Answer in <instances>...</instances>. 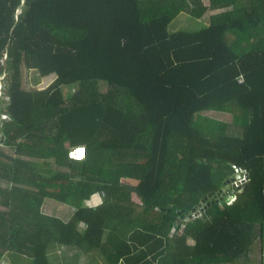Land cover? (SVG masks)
<instances>
[{
  "label": "trees",
  "instance_id": "16d2710c",
  "mask_svg": "<svg viewBox=\"0 0 264 264\" xmlns=\"http://www.w3.org/2000/svg\"><path fill=\"white\" fill-rule=\"evenodd\" d=\"M208 1L0 0V260L54 264L60 247L67 264H250L264 0ZM208 9L223 10L169 30ZM45 198L74 208L47 213Z\"/></svg>",
  "mask_w": 264,
  "mask_h": 264
},
{
  "label": "rangeland",
  "instance_id": "374dc122",
  "mask_svg": "<svg viewBox=\"0 0 264 264\" xmlns=\"http://www.w3.org/2000/svg\"><path fill=\"white\" fill-rule=\"evenodd\" d=\"M204 2L206 4L209 3L208 0H204ZM221 10H223V9H216V10L208 9L204 13V15L201 16L200 18H196V17L192 16L187 11H180L176 15V17H174L173 20L169 23L168 28H169L170 31H175V30H177L179 28H187V29L200 28L201 26H203L201 23L209 22L211 14H213L215 12H218V11H221ZM26 74H27L26 79L28 81V85L29 86L37 85V84L40 83L41 78L39 77L38 73L34 69H28ZM97 88L100 91H106L107 90L106 82L97 81ZM75 89H77V87L73 88L72 86H67V85L63 86V90H65L66 92H70V90L75 91ZM211 115H213L212 117L216 118V119H221V120H230L231 119L230 114H227L225 112H212ZM1 116H3V115H1ZM0 141H1V139H0ZM3 148L5 150H7V152L12 153L13 149L11 147L4 146ZM72 153L75 156L80 157V156H82L84 154V148L83 147L73 148L72 149ZM235 176H236V174H235ZM243 180L244 179H242V181ZM240 183H241V181H239V182L232 181V184H234V185H236V184L238 185ZM229 187H231L230 182H227L225 184V187L223 188L224 189L223 192L229 191ZM73 208L74 207L71 206V205H67L66 203L64 204L63 202H58L57 200L55 201L52 198H45V200H44V202L42 204V209L45 212L50 213V214H58L59 216H62V217L68 216L72 212ZM81 228H82V224H81ZM258 248H259V239L257 238L256 241H255V244H254V252L252 254V259L254 260V262H250V264H256L255 260H256V257L259 254ZM54 250L57 252L56 254L52 253V252H54ZM54 250L51 252L53 254L51 256L53 257V260L55 261L54 264H61V263L62 264H67L68 261L73 263L74 258H72V257H70L71 259L67 260V262L63 258L60 259V255H62L63 252L65 251L63 248L57 247V248H54ZM78 263L79 264H83L84 263L83 257L80 258ZM0 264H12V263L10 262L8 257L5 255L2 258V260H0Z\"/></svg>",
  "mask_w": 264,
  "mask_h": 264
},
{
  "label": "crops",
  "instance_id": "0c3cea01",
  "mask_svg": "<svg viewBox=\"0 0 264 264\" xmlns=\"http://www.w3.org/2000/svg\"><path fill=\"white\" fill-rule=\"evenodd\" d=\"M98 202V199L96 198H92L91 200V204L92 205H96ZM258 256L256 257L255 263L256 264H264V232H263V236L261 237V239H259V248H258ZM250 262H254V260L251 258Z\"/></svg>",
  "mask_w": 264,
  "mask_h": 264
},
{
  "label": "water",
  "instance_id": "95a60500",
  "mask_svg": "<svg viewBox=\"0 0 264 264\" xmlns=\"http://www.w3.org/2000/svg\"><path fill=\"white\" fill-rule=\"evenodd\" d=\"M240 176V174H237V177H239ZM229 180V179H228ZM220 191H223V189H221ZM219 194V193H218ZM210 195H212V193H210ZM216 197V196H215ZM226 198L227 199H230L231 198V196H226ZM207 199V198H206ZM205 199V200H206ZM215 198L213 197V198H211V200L213 201ZM210 202H207V204H209ZM205 207V205L204 206H201V209H203ZM199 211V209H197L196 210V212H198ZM180 220V218H178V220H177V222Z\"/></svg>",
  "mask_w": 264,
  "mask_h": 264
},
{
  "label": "clouds",
  "instance_id": "9594fccd",
  "mask_svg": "<svg viewBox=\"0 0 264 264\" xmlns=\"http://www.w3.org/2000/svg\"><path fill=\"white\" fill-rule=\"evenodd\" d=\"M0 85H1V82H0ZM3 116H1V117H4L5 115L4 114H2ZM240 177V176H239Z\"/></svg>",
  "mask_w": 264,
  "mask_h": 264
}]
</instances>
